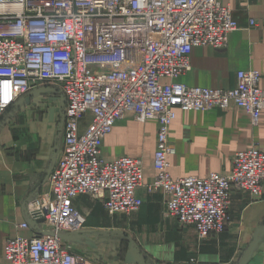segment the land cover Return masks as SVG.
<instances>
[{"label":"built area","instance_id":"built-area-1","mask_svg":"<svg viewBox=\"0 0 264 264\" xmlns=\"http://www.w3.org/2000/svg\"><path fill=\"white\" fill-rule=\"evenodd\" d=\"M250 25H256L251 20ZM238 28L222 0H0V118L28 93L50 85L65 100L63 148L48 178L49 190L26 205L28 220L44 230L5 242L8 264H86L83 254L59 240L84 228L73 207L80 196L102 202L108 215H129L142 204V161L101 158L114 123L130 116L157 123L155 180L166 214L193 226L200 238L225 231L233 191L261 199L264 153H235L228 176L171 179L168 130L176 108L183 111L231 108L246 111L254 126L264 110L260 74H237L234 88H190L176 78L190 69L193 47L224 49ZM89 116L81 130L80 121ZM185 264H202L191 257Z\"/></svg>","mask_w":264,"mask_h":264},{"label":"crops","instance_id":"crops-1","mask_svg":"<svg viewBox=\"0 0 264 264\" xmlns=\"http://www.w3.org/2000/svg\"><path fill=\"white\" fill-rule=\"evenodd\" d=\"M230 7L238 28L228 36L224 49L193 47L190 69L175 82L190 88H234L237 74L256 71L264 89V0H222ZM256 25H250V21ZM23 101H17L0 118V264L5 242L30 237L44 230L42 224L16 228L26 222V205L49 190L48 176L59 161L63 142L65 100L61 92L42 85ZM168 139V173L179 178L228 176L235 153L256 148L264 153V110L256 126L246 111L174 110ZM89 116L80 121L81 130ZM101 146L100 155L110 162L121 157L142 161V186L137 196L140 209L129 215H108L102 202L86 196L73 200L84 218L77 242L69 244L86 264H123L129 239L150 264H185L196 257L202 264H264V193L254 200L247 192L233 191L224 232L200 238L193 226H182L165 211L164 191H148L155 180L154 152L157 123H137L126 116L114 123Z\"/></svg>","mask_w":264,"mask_h":264},{"label":"water","instance_id":"water-1","mask_svg":"<svg viewBox=\"0 0 264 264\" xmlns=\"http://www.w3.org/2000/svg\"><path fill=\"white\" fill-rule=\"evenodd\" d=\"M34 91V90H33ZM33 93L32 91L26 95H30ZM25 98V97H24ZM24 99L22 98L20 101H23ZM43 220H38L36 222L28 220L29 226H35L38 224H42ZM56 237L65 242H77L80 238H82L81 233H76V234H68V233H61L56 235ZM128 246H127V253L124 256V261L123 264H150L146 259H144L143 255L139 252L138 248L135 246L134 242H132L130 239L128 241ZM246 260V256L242 258L240 264H243L244 261Z\"/></svg>","mask_w":264,"mask_h":264},{"label":"bare ground","instance_id":"bare-ground-1","mask_svg":"<svg viewBox=\"0 0 264 264\" xmlns=\"http://www.w3.org/2000/svg\"><path fill=\"white\" fill-rule=\"evenodd\" d=\"M236 81H237V78H236Z\"/></svg>","mask_w":264,"mask_h":264}]
</instances>
